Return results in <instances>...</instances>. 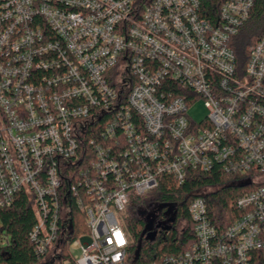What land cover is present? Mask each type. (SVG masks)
I'll return each mask as SVG.
<instances>
[{"label":"built area","instance_id":"2783aa9c","mask_svg":"<svg viewBox=\"0 0 264 264\" xmlns=\"http://www.w3.org/2000/svg\"><path fill=\"white\" fill-rule=\"evenodd\" d=\"M255 2L0 0V209L28 195L41 264H134L131 193L216 162L253 186L240 217L220 229L203 189L188 248L152 264H264V35L244 69L231 46ZM74 210L88 231L69 241Z\"/></svg>","mask_w":264,"mask_h":264},{"label":"trees","instance_id":"16d2710c","mask_svg":"<svg viewBox=\"0 0 264 264\" xmlns=\"http://www.w3.org/2000/svg\"><path fill=\"white\" fill-rule=\"evenodd\" d=\"M209 3V2H208ZM264 35V0H256L248 21L231 40L236 59L241 69L246 67L251 47ZM244 175L230 174L223 164L216 162L209 172L190 170L185 183L179 184L172 176L163 175L157 189L145 194L131 193L130 201L122 214L124 227L129 238V260L134 264H152L162 254L184 251L194 239L193 224L188 206L193 198L205 188L211 220L220 229L226 228L240 217L237 199L253 186L243 183ZM241 180V182H240ZM175 205L180 208L179 218L188 222V230L179 234L171 228L162 232L155 240L146 238L147 220L142 212L156 211ZM37 218L33 203L22 191L16 195L10 207L0 209V264H41L43 259L37 254L30 233ZM88 231L85 216L72 211V232L69 241ZM65 242L64 252L69 253Z\"/></svg>","mask_w":264,"mask_h":264},{"label":"flooded vegetation","instance_id":"af4514ba","mask_svg":"<svg viewBox=\"0 0 264 264\" xmlns=\"http://www.w3.org/2000/svg\"><path fill=\"white\" fill-rule=\"evenodd\" d=\"M145 213L147 214L146 236L148 233L155 231L156 235L154 240L167 228L177 229L178 223L181 220L179 218L180 208L176 207L175 205L158 209L151 217H149L151 212L145 211Z\"/></svg>","mask_w":264,"mask_h":264},{"label":"rangeland","instance_id":"374dc122","mask_svg":"<svg viewBox=\"0 0 264 264\" xmlns=\"http://www.w3.org/2000/svg\"><path fill=\"white\" fill-rule=\"evenodd\" d=\"M189 114L191 116H193L197 121H201L203 119L206 118V116L208 115V110L206 109L205 105H204V101L203 100H198L196 103H194L193 105L190 106L189 108ZM155 211L151 212V216L154 215ZM143 216H145V218L147 217V214L145 212H142ZM149 215V214H148ZM180 229H182L183 225L181 224ZM73 254L77 255L79 253L78 249L72 248ZM67 264H73L72 262L69 261V263Z\"/></svg>","mask_w":264,"mask_h":264},{"label":"water","instance_id":"95a60500","mask_svg":"<svg viewBox=\"0 0 264 264\" xmlns=\"http://www.w3.org/2000/svg\"><path fill=\"white\" fill-rule=\"evenodd\" d=\"M155 235H156V232L153 231V232L148 233L147 236H146V238L147 239H150V240H154Z\"/></svg>","mask_w":264,"mask_h":264}]
</instances>
